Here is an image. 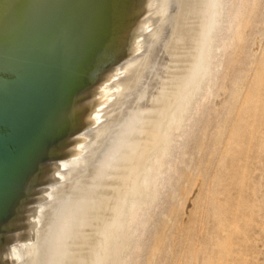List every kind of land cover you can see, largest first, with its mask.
<instances>
[{"label": "water", "instance_id": "1", "mask_svg": "<svg viewBox=\"0 0 264 264\" xmlns=\"http://www.w3.org/2000/svg\"><path fill=\"white\" fill-rule=\"evenodd\" d=\"M199 0H0V264H101Z\"/></svg>", "mask_w": 264, "mask_h": 264}, {"label": "rangeland", "instance_id": "2", "mask_svg": "<svg viewBox=\"0 0 264 264\" xmlns=\"http://www.w3.org/2000/svg\"><path fill=\"white\" fill-rule=\"evenodd\" d=\"M246 1H199L101 264H264V0Z\"/></svg>", "mask_w": 264, "mask_h": 264}, {"label": "bare ground", "instance_id": "3", "mask_svg": "<svg viewBox=\"0 0 264 264\" xmlns=\"http://www.w3.org/2000/svg\"><path fill=\"white\" fill-rule=\"evenodd\" d=\"M200 1V0H199ZM246 0H238V4L240 3H244ZM248 1V0H247ZM246 1V2H247ZM251 1V0H250ZM222 2V1H221ZM253 2V1H252ZM208 4V3H207ZM220 4V3H219ZM254 4V3H253ZM212 6V5H211ZM219 6V5H218ZM241 6V5H240ZM255 6V5H254ZM257 6V5H256ZM243 7V6H242ZM208 8V7H207ZM218 8V7H217ZM240 10L241 9H235V8H232V9H230L229 11H228V17L229 18H232L233 16L235 17L234 19H230V21H229V23H228V29L229 28H231V27H234V37L235 38H237V40H238V44H240L241 42H242V40H243V35H242V31H241V29H242V26H245L246 25V22H245V20L243 19V17H242V13L240 12ZM246 10V9H245ZM221 13V12H220ZM218 14V13H217ZM255 14V13H254ZM235 21H237L236 23H235ZM220 23V22H219ZM235 23V24H234ZM216 24H218V23H216ZM215 24V25H216ZM233 24L235 25V26H233ZM249 25V24H248ZM255 25V24H254ZM227 29V30H228ZM232 29V28H231ZM246 31V30H245ZM247 35V34H246ZM227 40V39H226ZM247 40V39H246ZM225 43V42H224ZM221 45V44H220ZM223 45V44H222ZM240 46V45H239ZM237 47V46H236ZM207 48H209V47H207ZM213 53V52H212ZM230 53V52H229ZM227 54V53H226ZM231 57V56H230ZM235 57V61H236V56H234ZM255 57V56H254ZM233 58V57H232ZM242 58V57H241ZM230 60V59H229ZM232 60V59H231ZM234 61V59H233V61L232 62H235ZM210 62V61H209ZM236 63V62H235ZM218 64V63H217ZM241 64V63H240ZM229 65V64H228ZM257 65V64H256ZM208 66V65H207ZM245 66V65H244ZM253 66H254V64H253ZM205 67V66H204ZM246 67V66H245ZM206 68V67H205ZM246 69V68H245ZM262 69V68H261ZM207 70H208V68H207ZM206 71V70H205ZM208 72V71H207ZM206 72V73H207ZM203 73H205V72H203ZM199 74V73H198ZM247 75V74H246ZM224 76V75H223ZM234 80V79H233ZM249 80V79H248ZM260 82V81H259ZM243 84V83H242ZM194 85V84H193ZM186 86V85H185ZM245 87H246V85H244ZM238 87V86H237ZM248 87V86H247ZM255 87V86H254ZM259 87V86H258ZM256 89H257V87H256ZM241 90V89H240ZM243 90V89H242ZM248 90V89H247ZM255 90V89H254ZM243 93V92H242ZM242 93H241V95H242ZM240 95V96H241ZM239 96V97H240ZM254 96V95H253ZM237 97H238V95H237ZM255 97V96H254ZM254 97H253V99H254ZM164 98V97H163ZM252 99V100H253ZM229 100V99H228ZM251 100V101H252ZM233 102V101H232ZM231 102V103H232ZM229 106V105H228ZM180 107V106H179ZM226 107V106H225ZM224 107V108H225ZM224 110V109H223ZM180 114V113H179ZM224 116V115H223ZM161 119V118H160ZM187 124V123H186ZM223 125V124H222ZM180 126V125H179ZM239 127V126H238ZM152 128V127H151ZM175 128H177L176 126H175ZM219 130V129H218ZM213 133V132H212ZM220 133H222V132H220ZM224 133V132H223ZM251 133V132H250ZM225 134V133H224ZM219 136V135H218ZM217 136V137H218ZM224 136V135H223ZM227 136V135H226ZM154 138V137H153ZM219 138V137H218ZM155 139V138H154ZM157 139V138H156ZM209 140V139H208ZM215 140H217V139H215ZM223 140V139H222ZM167 141V140H166ZM221 141V140H220ZM154 142V141H153ZM219 143V142H218ZM222 143H223V141H222ZM217 144V143H216ZM209 145H210V143H209ZM223 146V145H222ZM213 147V146H212ZM225 147V146H224ZM207 148V147H206ZM225 149V148H224ZM206 150V149H205ZM217 150V149H216ZM218 151V150H217ZM221 152V151H220ZM223 152V151H222ZM149 153V152H148ZM209 153V152H208ZM166 154V153H165ZM168 156V155H167ZM165 159V158H164ZM163 163V162H162ZM205 163V162H204ZM157 164V163H156ZM159 164V163H158ZM153 166V165H152ZM156 167V166H155ZM155 167H154V169H155ZM168 168V167H167ZM201 168V167H200ZM153 169V168H152ZM169 169V168H168ZM203 169V168H202ZM199 170V169H198ZM202 171V170H201ZM165 172V171H164ZM198 172V171H197ZM155 173H156V171H155ZM161 173V172H160ZM192 173V172H191ZM191 173L189 174V178L191 179ZM204 173V172H203ZM153 174V173H152ZM166 174V173H165ZM168 175V174H167ZM178 175V174H177ZM154 176H156V174L154 175ZM157 176H158V174H157ZM204 176V175H203ZM165 177V176H164ZM198 177V176H197ZM143 178V177H142ZM149 178V177H148ZM188 178V179H189ZM196 178V177H195ZM150 179V178H149ZM152 179V178H151ZM157 179H158V177H157ZM156 178H155V180H157ZM146 181V180H145ZM149 181V180H148ZM191 181H192V179H191ZM156 182V181H155ZM206 182H208V181H206ZM153 183L154 182H152L151 184L153 185ZM150 184V185H151ZM157 183H155L154 184V186L156 185ZM192 185V184H191ZM149 186V185H148ZM151 187V186H149V187H151V188H153V189H155V187ZM142 187H144L143 185H142ZM202 187V186H201ZM145 188H146V186H145ZM204 190H205V187L203 186L202 187ZM202 189V190H203ZM149 190V189H148ZM200 190H201V188H200ZM203 190V191H204ZM145 191V190H144ZM151 191H153L152 189H151ZM150 191V192H151ZM147 192V191H146ZM202 192V191H201ZM200 192V193H201ZM149 193V192H148ZM203 193V192H202ZM201 193V194H202ZM145 194V193H144ZM144 194H143V196H144ZM201 194H200V196H201ZM205 194V193H204ZM153 194H151V196H152ZM207 195V194H206ZM150 196V195H149ZM150 196V197H151ZM200 196H199V199H201L202 198V196H201V198H200ZM203 196H205V195H203ZM145 197H147V196H145ZM206 197V196H205ZM208 198V197H207ZM139 199H143V197L141 196V198H139ZM145 199V198H144ZM191 199V198H190ZM198 199V198H197ZM199 199H198V201H199ZM209 199V198H208ZM147 201V200H146ZM149 201V200H148ZM151 201V200H150ZM197 201V202H198ZM201 201V200H200ZM153 202V201H152ZM132 203V202H131ZM140 204H141V201H140ZM144 205L146 204V203H143ZM130 205V204H129ZM134 205V204H133ZM142 205V204H141ZM202 205V204H201ZM204 206V205H203ZM128 207V206H127ZM130 207V206H129ZM132 208H133V206H131ZM135 207V206H134ZM139 207V206H138ZM137 208V207H136ZM139 208H141V207H139ZM133 209H135V208H133ZM139 210V209H138ZM137 210V211H138ZM219 211V210H218ZM220 212L221 211H219V214H220ZM133 213H135L134 211H133ZM132 213V217H133V215H135V214H133ZM197 214V213H196ZM131 218V217H130ZM130 218H129V220H130ZM128 219V218H127ZM200 219V218H199ZM131 220H133L132 218H131ZM143 222H144V220H143ZM194 225V224H193ZM200 225V224H199ZM119 226V225H118ZM141 226H142V228L141 229H144V227H145V224L144 223H141ZM117 227V226H116ZM120 227V226H119ZM121 227H122V225H121ZM189 227H191V226H189ZM195 228H197V227H195ZM189 229H191V228H189ZM122 230V229H121ZM194 231V230H193ZM121 232V231H120ZM160 233V232H159ZM126 234V233H125ZM119 235V234H118ZM124 235V234H123ZM133 235L134 234H129L127 237H126V239H130V238H132L133 237ZM126 236V235H125ZM192 236V235H191ZM168 238V237H167ZM194 238V237H193ZM188 239H190V238H188ZM198 239V238H197ZM123 240H125V238L123 239L122 238V242H123ZM163 240V237H162V235L161 234H158L157 236H156V239H155V243H154V245L152 246V251H151V253H155V251L157 250V248L159 247L160 248V244L161 243H163V242H161ZM186 239H184V241H185ZM116 242V241H115ZM125 242V241H124ZM121 243V242H120ZM123 244H125V243H122V245ZM181 244V243H180ZM128 245V244H127ZM116 246V245H115ZM118 246V245H117ZM117 246H116V248H117ZM120 246H121V244H120ZM119 246V247H120ZM185 246V245H184ZM162 247V246H161ZM194 247V246H193ZM196 247V246H195ZM124 248H125V246H124ZM126 248H128V247H126ZM158 248V249H159ZM121 249V251H123V249L122 248H119V250ZM116 250V249H115ZM183 250V249H182ZM196 250V249H195ZM195 250H194V252H195ZM160 251V250H159ZM159 251H156V253L157 252H159ZM187 251V250H186ZM117 252V251H116ZM163 252V251H162ZM112 253V252H111ZM120 253V252H119ZM120 254H122L123 255V252L122 253H120ZM119 254V255H120ZM117 255H118V252H117ZM161 256V255H160ZM117 257V256H116ZM115 257V258H116ZM119 257V256H118ZM121 257V256H120ZM110 258V257H109ZM164 258V257H163ZM178 258V257H177ZM118 260V259H117ZM112 261V260H111ZM116 261V260H115ZM111 263H113V262H111ZM114 264V263H113ZM117 264H118V261H117ZM173 264V263H172ZM179 264V263H178Z\"/></svg>", "mask_w": 264, "mask_h": 264}]
</instances>
